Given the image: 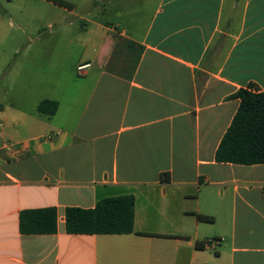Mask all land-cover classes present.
Masks as SVG:
<instances>
[{
	"label": "crops",
	"instance_id": "crops-1",
	"mask_svg": "<svg viewBox=\"0 0 264 264\" xmlns=\"http://www.w3.org/2000/svg\"><path fill=\"white\" fill-rule=\"evenodd\" d=\"M30 1L54 15L0 70V264H264V164L214 161L231 96L264 92V0ZM68 17L76 36L55 37ZM122 196L131 233L65 232L67 207ZM44 208L56 232L21 234L20 212Z\"/></svg>",
	"mask_w": 264,
	"mask_h": 264
},
{
	"label": "trees",
	"instance_id": "trees-1",
	"mask_svg": "<svg viewBox=\"0 0 264 264\" xmlns=\"http://www.w3.org/2000/svg\"><path fill=\"white\" fill-rule=\"evenodd\" d=\"M53 2L71 8L63 1ZM249 85L239 89L231 98L239 100L233 119L223 134L214 154L216 163L253 166L264 164V92ZM53 114L56 103L42 101L39 112ZM161 183H168V174L160 175ZM264 196V185L261 186ZM134 200L132 196L105 198L92 209L67 207L64 212L65 232L70 235H120L133 231ZM200 222L212 223V218L195 215ZM19 230L23 235L54 234L56 210L44 208L23 210L19 214ZM196 245V247H204Z\"/></svg>",
	"mask_w": 264,
	"mask_h": 264
},
{
	"label": "rangeland",
	"instance_id": "rangeland-1",
	"mask_svg": "<svg viewBox=\"0 0 264 264\" xmlns=\"http://www.w3.org/2000/svg\"><path fill=\"white\" fill-rule=\"evenodd\" d=\"M53 15L51 8H47L45 5L30 0H12L10 2L7 0H0V27H4L8 30L5 33L0 32V70L3 69L4 72H7L11 66L12 60L22 58L23 49L18 46L24 44L26 39L25 34H36L39 29L41 33L43 31L47 33L45 24ZM98 18L100 21L107 22L105 21L107 19H104V17ZM67 21L73 22L72 27L67 32H61L63 28L59 29V26L54 25L52 31L54 32L53 35L56 34L55 37L61 33H64V38H73V36H76L75 33L77 32L80 22L70 17H68ZM45 37L47 38L49 36L46 34ZM61 68L59 74L62 77L67 72L66 62L62 63ZM12 83L13 81H11V78L10 80L5 77L0 78V88L2 89L8 88Z\"/></svg>",
	"mask_w": 264,
	"mask_h": 264
},
{
	"label": "built area",
	"instance_id": "built-area-1",
	"mask_svg": "<svg viewBox=\"0 0 264 264\" xmlns=\"http://www.w3.org/2000/svg\"><path fill=\"white\" fill-rule=\"evenodd\" d=\"M87 66L88 65H80V66L77 67V71L78 72H82ZM2 149L6 150L9 154H15L16 153L15 148L12 145L8 144V143H4L2 145ZM215 245H217V242L215 240H208V241L205 242L204 246H206V247H211L212 246L213 247Z\"/></svg>",
	"mask_w": 264,
	"mask_h": 264
}]
</instances>
